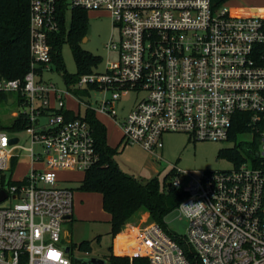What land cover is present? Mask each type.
I'll use <instances>...</instances> for the list:
<instances>
[{
  "label": "built area",
  "instance_id": "1",
  "mask_svg": "<svg viewBox=\"0 0 264 264\" xmlns=\"http://www.w3.org/2000/svg\"><path fill=\"white\" fill-rule=\"evenodd\" d=\"M233 1L30 0V69L23 79L0 77V96H7L0 104L19 106L11 115L23 117L32 143L23 145L19 131L0 130V194L7 195L0 202V264H83L69 256L73 247L63 235V223L74 217V190L58 185L60 169L86 172L100 162L81 104L112 118L121 143L138 144L157 160L167 133L235 144L240 135L251 136L234 170L194 179L177 168L173 185L188 193L180 208L200 264H264V6L232 7ZM77 8L106 11L119 35L108 44L117 60L72 86L103 92L95 108L67 84L62 89L44 78L53 71L50 38L62 24L67 28L68 13ZM126 91L145 95L119 120L116 105ZM68 96L78 100V110L67 107ZM243 117L248 129L232 139ZM13 138L18 142L11 144ZM36 143L43 151L35 152ZM22 150L31 167L15 179L13 162ZM131 232L123 248L131 258L192 264L157 223Z\"/></svg>",
  "mask_w": 264,
  "mask_h": 264
},
{
  "label": "rangeland",
  "instance_id": "2",
  "mask_svg": "<svg viewBox=\"0 0 264 264\" xmlns=\"http://www.w3.org/2000/svg\"><path fill=\"white\" fill-rule=\"evenodd\" d=\"M242 4L264 6V0H236L231 2L230 5L236 7ZM88 16L89 29L87 37L82 41V47L102 58L101 64L94 70L104 71L107 61H116L118 58V52L108 48L110 42H119L118 30L112 25L111 16L106 11H91L88 12ZM71 18V14L68 13L67 30L70 28ZM62 56L66 71L76 73L77 63L69 43L63 44ZM52 67L53 71H46L44 78L65 89L67 85L63 74L58 70L55 63H52ZM90 93V96L80 95V98L95 108L104 98L105 94L95 90ZM144 95V92L139 94L133 91L124 92L122 99L116 105L118 119L121 120L126 117L135 102L143 98ZM65 103L67 107L78 110L79 102L75 98L68 96ZM86 108L85 104H81V114H85ZM19 109L17 104H0V121L2 124L5 126L12 124L14 119L11 114L13 111ZM98 117L107 127L108 144L116 147L121 142V130L119 126L112 118L100 114ZM17 134L21 137L23 145L26 147L32 146L24 130L17 132ZM238 141H241L240 144L245 146L250 145L253 138L249 135H240ZM120 145L116 160L124 171L134 175L138 180L143 182L158 176L162 186L165 176L177 168L192 173V178L194 179H201L205 172H220L235 169L234 163L228 158L218 157L221 149L233 148L235 146V143L232 141H193L190 140V137L186 133H167L164 136V149L161 153L162 157L159 160L138 144L120 143ZM33 147L37 153L43 151V146L38 143L33 144ZM239 151L245 157L246 153L242 146H239ZM28 155V151L22 150L20 161L14 172L15 179L23 178L25 173L29 171L31 162ZM58 175L61 180L58 184L59 186L69 187L74 190V217L72 220L63 223V235H65V232L69 234L73 247V251L69 256L73 260L85 264L81 259L87 257L104 258L112 253L113 247H115L117 249V256L130 257V250H124L123 248H125L124 245L131 244L132 240H128L129 236H127L125 244L118 245L117 237L124 236L121 234L122 232H131L132 228H142L154 223L150 217V213L142 211L148 214L145 213L140 217L138 215V220L136 218L132 219L116 236V240H114L115 237L110 233L111 215L103 207L102 195L98 192H86L79 189L85 172L82 170L60 169ZM192 178L188 179L191 180ZM165 220L170 232L186 235L188 220L184 217L180 207L168 214ZM85 240H89L92 243V252L90 253L80 251L77 246Z\"/></svg>",
  "mask_w": 264,
  "mask_h": 264
},
{
  "label": "trees",
  "instance_id": "3",
  "mask_svg": "<svg viewBox=\"0 0 264 264\" xmlns=\"http://www.w3.org/2000/svg\"><path fill=\"white\" fill-rule=\"evenodd\" d=\"M29 20L30 0H0V77L23 79L29 71L31 65ZM88 29V11L77 8L73 10L70 28L67 30L65 24H62L60 31L54 33L50 38L52 62L63 74L65 83L79 96H90V89H79L72 86L83 75L93 72L102 62L100 56L82 47V41L87 37ZM65 43H69L71 46L77 63L76 73H69L65 69L62 56V47ZM6 98V95H1L0 103ZM66 116L70 119L76 117L73 112H66ZM85 118L95 129L100 162L85 172L79 189L86 192H98L102 195L103 207L111 215L110 233L116 237L137 214L148 211L153 222L179 242L191 263L200 264L193 247L186 240V235L172 233L166 225V216L179 208L188 197V193L183 188L173 185V180L178 172L175 169L169 172L164 178L163 186L158 176L145 182L138 180L120 167L116 155L119 154L121 142L116 147L108 144L107 127L96 116L95 109H86ZM25 127L26 122L23 117L7 126L0 121V130L21 131ZM247 129L246 118L243 117L242 120H239L231 138L238 137L240 132ZM239 146H242L244 152L247 153L245 146L236 142L233 148L221 149L218 157H226L235 165L239 164L245 159L239 151ZM17 163V159H15L12 173L15 171ZM122 235L124 236L117 237L118 245L125 244L128 235L125 233ZM77 246L80 251L92 252V243L89 240H85ZM104 258L107 259V264H150L146 257L117 256L113 252Z\"/></svg>",
  "mask_w": 264,
  "mask_h": 264
},
{
  "label": "water",
  "instance_id": "4",
  "mask_svg": "<svg viewBox=\"0 0 264 264\" xmlns=\"http://www.w3.org/2000/svg\"><path fill=\"white\" fill-rule=\"evenodd\" d=\"M18 140H19V138H13L10 141V143L11 144L17 143ZM6 197H7V195L4 192H2L0 194V202L5 200ZM66 251L67 252L71 251V245L66 246ZM81 261H83L85 264H107V259L106 258H100V257H87V258L81 259Z\"/></svg>",
  "mask_w": 264,
  "mask_h": 264
},
{
  "label": "crops",
  "instance_id": "5",
  "mask_svg": "<svg viewBox=\"0 0 264 264\" xmlns=\"http://www.w3.org/2000/svg\"><path fill=\"white\" fill-rule=\"evenodd\" d=\"M98 115H99V114H98ZM100 115H104V114H100ZM104 116H105V115H104ZM107 117H108V116H107ZM98 118H99V117H98ZM108 118H109V117H108ZM114 122H115V121H114ZM115 123H116V122H115ZM116 124H117V123H116ZM117 125H118V124H117ZM18 163H19V162H18ZM17 166H18V164H17ZM16 168H17V167H16ZM15 170H16V169H15ZM25 174H26V173H25ZM19 179H21V178H19ZM145 213L148 214L147 212H141V213L137 214L134 218H136V220H138V215H139V217H140V216L144 215ZM134 218H133V219H134ZM125 230H126V229H125ZM129 232H130V231H128V233H127V232L125 231V232H122V233L127 234V235L129 236V238L131 239V237H132V233L130 232L131 234H129ZM122 233H121V234H122ZM65 237H66L67 239L70 240V236H69V234L66 233V232H65ZM114 240H116V237H115ZM113 248H114V249H113V253H114V254H117V249H115V247H113Z\"/></svg>",
  "mask_w": 264,
  "mask_h": 264
},
{
  "label": "bare ground",
  "instance_id": "6",
  "mask_svg": "<svg viewBox=\"0 0 264 264\" xmlns=\"http://www.w3.org/2000/svg\"><path fill=\"white\" fill-rule=\"evenodd\" d=\"M129 240V239H128Z\"/></svg>",
  "mask_w": 264,
  "mask_h": 264
}]
</instances>
